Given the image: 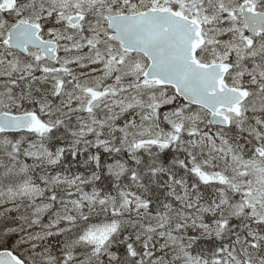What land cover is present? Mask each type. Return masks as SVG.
Returning <instances> with one entry per match:
<instances>
[{
	"label": "snow or ice",
	"instance_id": "snow-or-ice-1",
	"mask_svg": "<svg viewBox=\"0 0 264 264\" xmlns=\"http://www.w3.org/2000/svg\"><path fill=\"white\" fill-rule=\"evenodd\" d=\"M0 264H264V0H0Z\"/></svg>",
	"mask_w": 264,
	"mask_h": 264
}]
</instances>
